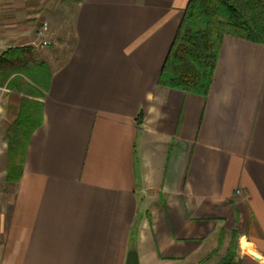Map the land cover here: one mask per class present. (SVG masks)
<instances>
[{"label":"crops","instance_id":"crops-1","mask_svg":"<svg viewBox=\"0 0 264 264\" xmlns=\"http://www.w3.org/2000/svg\"><path fill=\"white\" fill-rule=\"evenodd\" d=\"M65 1L0 0V264H264V44L226 35L203 96L159 83L188 0Z\"/></svg>","mask_w":264,"mask_h":264},{"label":"trees","instance_id":"trees-1","mask_svg":"<svg viewBox=\"0 0 264 264\" xmlns=\"http://www.w3.org/2000/svg\"><path fill=\"white\" fill-rule=\"evenodd\" d=\"M226 35L264 44V0H188L163 64L159 83L206 96ZM21 51L10 50L8 53ZM6 58L7 55L2 56V59ZM41 66L43 70L47 68L45 63ZM31 67L28 64L27 68ZM35 121L33 106L28 104L25 113L10 131L8 181H17L21 176L22 164L18 157L23 137L28 135L29 126ZM134 248V245L131 246V249ZM231 260L232 257L226 258L225 263Z\"/></svg>","mask_w":264,"mask_h":264},{"label":"rangeland","instance_id":"rangeland-1","mask_svg":"<svg viewBox=\"0 0 264 264\" xmlns=\"http://www.w3.org/2000/svg\"><path fill=\"white\" fill-rule=\"evenodd\" d=\"M57 4H58L57 15L61 21L62 18L65 16L64 13L67 12V6L70 7L72 5L70 2H67L65 0H58ZM49 21L48 20L44 21V22H48L49 31H44L43 35L47 37L50 44L52 43V46H50V44L47 47L46 46L42 47L37 45L35 46L34 51L36 52L37 56L41 57V59L52 63L55 57L60 61L66 56L67 50H69L71 46L70 40H71L72 30L70 29L71 26H69L68 28L64 26L62 30L58 31L56 27L52 26V22L50 19Z\"/></svg>","mask_w":264,"mask_h":264},{"label":"built area","instance_id":"built-area-1","mask_svg":"<svg viewBox=\"0 0 264 264\" xmlns=\"http://www.w3.org/2000/svg\"><path fill=\"white\" fill-rule=\"evenodd\" d=\"M49 29L48 22H44L43 25L36 31V41L34 42L35 46H48L49 40L43 35L44 31Z\"/></svg>","mask_w":264,"mask_h":264},{"label":"water","instance_id":"water-1","mask_svg":"<svg viewBox=\"0 0 264 264\" xmlns=\"http://www.w3.org/2000/svg\"><path fill=\"white\" fill-rule=\"evenodd\" d=\"M125 264H140L138 251L135 248L128 251Z\"/></svg>","mask_w":264,"mask_h":264},{"label":"bare ground","instance_id":"bare-ground-1","mask_svg":"<svg viewBox=\"0 0 264 264\" xmlns=\"http://www.w3.org/2000/svg\"><path fill=\"white\" fill-rule=\"evenodd\" d=\"M243 249H244L246 252H252V251H250V250L247 248L246 245H244Z\"/></svg>","mask_w":264,"mask_h":264}]
</instances>
